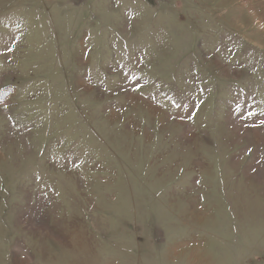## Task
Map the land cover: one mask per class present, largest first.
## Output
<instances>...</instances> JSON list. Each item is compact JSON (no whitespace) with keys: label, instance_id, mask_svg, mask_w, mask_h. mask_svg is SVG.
Wrapping results in <instances>:
<instances>
[{"label":"rangeland","instance_id":"374dc122","mask_svg":"<svg viewBox=\"0 0 264 264\" xmlns=\"http://www.w3.org/2000/svg\"><path fill=\"white\" fill-rule=\"evenodd\" d=\"M0 264H264V0H0Z\"/></svg>","mask_w":264,"mask_h":264}]
</instances>
